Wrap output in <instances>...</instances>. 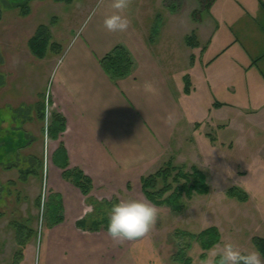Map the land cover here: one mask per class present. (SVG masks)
I'll return each instance as SVG.
<instances>
[{
  "label": "crops",
  "instance_id": "0c3cea01",
  "mask_svg": "<svg viewBox=\"0 0 264 264\" xmlns=\"http://www.w3.org/2000/svg\"><path fill=\"white\" fill-rule=\"evenodd\" d=\"M112 2L93 0L66 43L53 41L57 44L42 59L29 50L27 42L33 34L21 45L12 34L0 40V196H8L5 207H0V221L7 218L4 227L13 230L14 239L16 228L34 230L45 181L49 209L55 211L58 206L61 220L46 225L43 264H138L151 254L150 248L137 241H114L104 229L83 230L77 222L93 212L87 197L105 203L141 184V178L153 173L173 150L191 121L199 128L212 124L213 152L215 157L223 153L225 164L237 161L236 148L243 133L251 163H259L260 153L264 159V0H229V10L219 6L207 13L197 28L198 46L187 47L198 49L199 56L207 50L215 55L211 62L196 65L189 54L188 77L179 68L183 55H173L167 48L169 38L173 40L170 30L164 50L133 15L114 9ZM117 13L129 21L123 32L104 26L105 17ZM220 23H228L230 43L218 40L205 48L200 40L211 41L214 36L216 41ZM116 46H122L132 61L129 73L120 78H112L100 65ZM4 49L22 50L23 56L13 61ZM29 68L32 71L25 73ZM34 72L36 79L31 76ZM22 77L29 79L20 81ZM193 81L204 87L212 84L214 102L209 93L206 98L197 96ZM46 95L52 112L64 120V130L56 137L45 134L42 106ZM206 106L210 111L205 115ZM213 112L219 117L209 119ZM249 158L244 159L246 167ZM61 163L91 180L87 196L63 176ZM245 192L248 199L239 202L250 206L251 194ZM257 192L247 240L250 248L245 246L249 252L257 251L253 237L264 239V188ZM12 193L18 195V210L15 203H7ZM31 218L33 227L22 224ZM25 242L16 264H33L34 242Z\"/></svg>",
  "mask_w": 264,
  "mask_h": 264
},
{
  "label": "rangeland",
  "instance_id": "374dc122",
  "mask_svg": "<svg viewBox=\"0 0 264 264\" xmlns=\"http://www.w3.org/2000/svg\"><path fill=\"white\" fill-rule=\"evenodd\" d=\"M92 1L73 0L70 3H61L53 0H0V40L5 41L12 34L15 40H18L19 43L16 42L17 44H24L26 43L25 40L34 33L39 24H45L50 29L51 42L56 41L64 45L72 30L86 16ZM24 2H28L29 8L24 13L26 15L22 16L23 11L21 6H23ZM216 2L213 5V3H209V0H130L129 8L126 11L130 15H133L142 25L145 33L151 39L155 38L158 41V46L161 44L164 50L167 38L165 34L169 33L168 31L170 30L173 40L169 38L170 41L167 48L173 55H183L182 61L181 57L178 59L180 62L179 68L184 70V73L188 77V74L191 73L187 67L189 54L193 55L192 60L198 65L199 62H211L215 53H210L212 50H207L206 53L199 56L198 49L189 51L184 41L185 37L182 34L189 35L191 32L196 34L199 23L202 22L207 13L215 12L216 7H224V11L229 10V0H217ZM170 13L174 16H171ZM171 18H174V20H171ZM226 27H228V23H220V28L216 34V41H214L215 37L213 36L211 41L200 40L201 45H204L205 48L210 47L209 45L215 46V42L218 40L221 44L225 43V45H228L231 36ZM153 28L156 31L151 36ZM201 48L203 47L201 46ZM4 53L12 54L13 61L23 56L22 50L12 52V49L10 51L4 49ZM27 71H32V68L28 70L24 69L25 73H28ZM31 76L36 79L35 72L34 74L31 73ZM34 78H32V82H34ZM23 79L28 80L29 78L22 77L20 81ZM194 84L198 91L197 96L204 95L205 97L209 93L211 100L215 98L212 84H207L204 87L203 83L196 84L193 81ZM204 100L207 101L206 99ZM47 101L48 97L46 95L42 106L44 126L46 107H49L48 123L52 114V108ZM212 101L214 102V100ZM209 111V108L206 106L204 114L206 115ZM218 117L219 114L216 115L215 112L209 114V119ZM202 125L203 127L199 128L198 123L191 121L184 129L182 135L178 137L177 142L174 143L173 150H170L164 156L157 169L169 164L177 168V170H173V173H184L188 176L187 179L180 177L173 181L171 190L164 194L163 198L176 192L182 186L186 188L193 187L196 182L193 175L194 171L204 174L208 186L207 193L198 194L193 191L189 197L183 193L179 200L181 204V210L179 211L173 210L169 205H155L150 202L144 196L141 184L136 185L135 189L131 190L132 192L120 195L118 198H111L107 202L113 205L121 200L136 198L144 200L158 209L156 224L150 233L141 240H137V243L150 248L151 253L154 251L159 258V264H214L213 262L215 257H217V253L222 250L223 244L226 242H231L235 247L237 246L236 248L239 246L240 248L237 250L242 253L249 252L246 247L250 248L247 240L254 224L253 205L256 203V195L254 193L257 194L258 189L264 188V177H261L262 173L264 174L262 153L258 157V164L251 163V155L249 153L246 154L247 149L243 133V137L239 141V147L236 148L238 151L235 155L237 161L232 162L230 165L228 162L225 164L223 162L224 154L221 153L215 157L213 152L214 148L211 145L213 143L212 124L207 122ZM208 133L211 136L210 138L206 136ZM258 139H261L260 135L257 137ZM247 156L250 157V165L248 167L244 163V159ZM255 175L260 177L257 178ZM159 185H162L161 180H159ZM230 186H236L240 190L244 192L246 190L251 194V205H241L238 200L234 198L229 199L226 191ZM130 189H133V187ZM4 197L7 198L8 196ZM6 198L0 196V207H5ZM49 199L50 195H48L47 203L45 202V211L42 213L39 197L38 210L35 216L36 228L34 230L29 228L31 235L29 234L30 237L25 239L34 242L35 255H33V264H43L44 255H46L47 247L44 242V235L49 216ZM8 202L15 203L14 208L16 210L20 208V204H17L20 202L18 195L12 193L7 200ZM109 211L110 208H106L105 213L107 218ZM15 215L16 217L20 216H18V212H15ZM41 215L44 221L40 225ZM6 221V217L0 221L2 222L0 227V264H11L12 254L18 249L13 230L9 227H4ZM33 221L34 219L31 218L30 221L21 223L33 227ZM212 227L218 232V242L222 243V247H215L217 242L208 249L203 250L199 234ZM241 243L243 246L240 245ZM25 256L29 257V255Z\"/></svg>",
  "mask_w": 264,
  "mask_h": 264
},
{
  "label": "trees",
  "instance_id": "16d2710c",
  "mask_svg": "<svg viewBox=\"0 0 264 264\" xmlns=\"http://www.w3.org/2000/svg\"><path fill=\"white\" fill-rule=\"evenodd\" d=\"M55 2L61 3H70L73 0H53ZM212 1V0H211ZM209 0V3H212ZM208 3V4H209ZM210 5V4H209ZM208 5V6H209ZM23 14L28 10V2H24L21 6ZM154 29V28H153ZM152 29V30H153ZM155 29L152 31L151 36L154 35ZM185 43L190 47L198 46V40L196 34L191 32L189 35H186ZM28 47L30 52L36 58H43L46 51L49 48H53L57 43L51 42V33L50 29L45 24H39L35 29L33 35L29 38ZM100 65L102 69L112 78H120L126 76L131 68L132 61L129 56V53L122 47H114L108 54H106L101 60ZM64 130V120L62 116L58 113H53L50 116V122L48 123L47 133L50 136L56 137L60 132ZM61 168L63 169V176L71 181L75 186H77L82 193L87 196L91 190V180L83 175V173L77 169L69 170L66 163H61ZM177 168L166 164L155 170V172L143 176L140 180L141 189L144 196L155 205H169L173 210H181L180 199L182 194L185 193L186 196H190L191 192H197L198 194H205L208 191V186L205 181L203 173L194 171L193 175L195 176V184L193 187H180L176 192L169 194L166 198H163L164 194L169 192L172 188V182L178 178H188L184 173H173V170ZM175 170V171H176ZM159 180L162 181V185H159ZM186 190V191H185ZM226 194L229 198H234L240 202H245L248 197L246 192L240 190L236 186H230L226 191ZM163 198V199H162ZM87 201L92 206L91 215L77 222V226L83 230L97 231L99 229H104L106 231V225L108 218L106 217L105 210L110 208L112 203H101L95 202L89 197ZM59 208L56 207L55 211L49 209V216L47 224L53 225L61 220L59 216ZM31 231L22 227L16 228V237L15 241L18 246V249L13 256V264H16L19 258L22 256L23 248L25 247V239L28 237ZM199 239L203 250L208 249L212 245L216 244L219 239L218 232L214 227L206 229L199 234ZM256 250L264 258V239L260 237H253L251 239ZM204 257V255H203ZM215 263L218 264V257L215 258Z\"/></svg>",
  "mask_w": 264,
  "mask_h": 264
},
{
  "label": "clouds",
  "instance_id": "9594fccd",
  "mask_svg": "<svg viewBox=\"0 0 264 264\" xmlns=\"http://www.w3.org/2000/svg\"><path fill=\"white\" fill-rule=\"evenodd\" d=\"M129 4L130 0H113L112 7L123 11L129 8ZM128 24V19L118 13L104 19V26L113 32L125 31ZM157 218L158 209L154 205L136 198L121 200L111 206L106 231L114 241L141 240L150 233ZM217 257L218 264H264L258 251L242 253L231 242L223 244ZM138 264H159V258L153 251L139 259Z\"/></svg>",
  "mask_w": 264,
  "mask_h": 264
},
{
  "label": "built area",
  "instance_id": "2783aa9c",
  "mask_svg": "<svg viewBox=\"0 0 264 264\" xmlns=\"http://www.w3.org/2000/svg\"><path fill=\"white\" fill-rule=\"evenodd\" d=\"M49 107H46V112H45V134L47 133V127H48V121H49ZM48 187L46 185V182L43 181L42 183V188H41V193H40V210L43 213L45 210V204L47 203V199H48ZM46 202V203H45ZM44 220L42 219V215H41V220H40V225L42 224Z\"/></svg>",
  "mask_w": 264,
  "mask_h": 264
}]
</instances>
